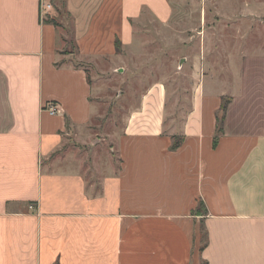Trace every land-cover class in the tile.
Wrapping results in <instances>:
<instances>
[{"label":"crops","instance_id":"obj_1","mask_svg":"<svg viewBox=\"0 0 264 264\" xmlns=\"http://www.w3.org/2000/svg\"><path fill=\"white\" fill-rule=\"evenodd\" d=\"M47 1L52 22L40 21V0H0V264H264V37L240 53L238 78L228 52H214L205 75L194 61L178 126L168 124L167 84L152 83L115 140L117 167L88 164L90 152L52 157L93 143L95 88L82 62L114 61L135 22L167 24L172 6ZM250 13L264 25V7ZM67 27L74 53H64ZM174 135L183 140L171 149ZM200 201L204 215L194 214Z\"/></svg>","mask_w":264,"mask_h":264},{"label":"rangeland","instance_id":"obj_2","mask_svg":"<svg viewBox=\"0 0 264 264\" xmlns=\"http://www.w3.org/2000/svg\"><path fill=\"white\" fill-rule=\"evenodd\" d=\"M168 1L173 10L169 23L162 24L145 15L134 23L131 45L117 50L118 57L114 61L82 62L95 88L93 99L97 109L86 134L93 143L69 142L52 157L72 149L82 156L90 152L88 164L110 163L117 167L115 140L122 132L126 115L138 106L141 95L152 83L163 81L167 84V111L169 120L172 119L168 124L178 126L189 109L196 59L201 62L198 74H203L204 70L205 75L212 73V54L228 52L234 56L230 61L233 77L238 78L243 70L240 53H256L262 45L264 25L250 10L262 13L264 0L253 2V7L248 8L244 0ZM212 1L220 5L216 11L221 16L219 19ZM66 34L69 43L64 53H74L68 27ZM241 109L238 108L236 115ZM200 237L204 242L203 230Z\"/></svg>","mask_w":264,"mask_h":264},{"label":"trees","instance_id":"obj_3","mask_svg":"<svg viewBox=\"0 0 264 264\" xmlns=\"http://www.w3.org/2000/svg\"><path fill=\"white\" fill-rule=\"evenodd\" d=\"M53 19L51 17H48L45 22H52ZM118 42H116V48L118 46ZM226 106H227V100H225L222 105H221V111L224 113L225 110H226ZM221 132V127H218L217 129V133L216 135L214 136V139H213V143L214 145L216 144L217 142V139H218V136H219V133ZM182 140H183V137L182 136H172V142H171V145H170V148L171 149H176L180 146V144L182 143ZM200 214V215H204L206 214V209H205V206L203 204V202H198L196 208L194 209V214ZM203 230V229H202ZM206 239V234L204 233V241ZM202 240V238H201ZM204 243V242H202Z\"/></svg>","mask_w":264,"mask_h":264},{"label":"built area","instance_id":"obj_4","mask_svg":"<svg viewBox=\"0 0 264 264\" xmlns=\"http://www.w3.org/2000/svg\"><path fill=\"white\" fill-rule=\"evenodd\" d=\"M54 9L52 2L47 0H40L39 2V18L40 21H45L50 12ZM44 109L50 114H57L59 112V105L54 101H48L44 104Z\"/></svg>","mask_w":264,"mask_h":264}]
</instances>
